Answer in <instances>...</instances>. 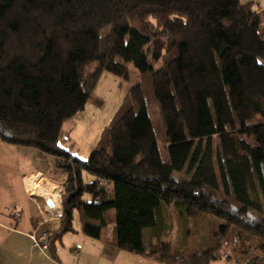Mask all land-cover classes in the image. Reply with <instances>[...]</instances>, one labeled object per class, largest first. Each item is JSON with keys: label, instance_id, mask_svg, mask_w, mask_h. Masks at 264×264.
<instances>
[{"label": "trees", "instance_id": "trees-1", "mask_svg": "<svg viewBox=\"0 0 264 264\" xmlns=\"http://www.w3.org/2000/svg\"><path fill=\"white\" fill-rule=\"evenodd\" d=\"M263 23L241 0H0V141L65 177L53 256L68 233L107 230L108 246L162 264L219 261L233 237L226 260L264 264ZM131 65L140 80L88 159L64 149L101 75L130 81ZM165 206L220 220L210 246H148Z\"/></svg>", "mask_w": 264, "mask_h": 264}, {"label": "crops", "instance_id": "crops-1", "mask_svg": "<svg viewBox=\"0 0 264 264\" xmlns=\"http://www.w3.org/2000/svg\"><path fill=\"white\" fill-rule=\"evenodd\" d=\"M70 136L67 135V142L74 140ZM79 152L78 150L73 154L79 157ZM45 156L47 155L34 148L0 141V264H82L84 253L89 251L87 246L92 245L87 238L81 236L68 238L67 235H71L68 233L59 240L61 246H56L55 256L48 249H34L31 235L47 234L49 238L54 236L60 229V218L63 214L62 199L58 191L59 205L50 197L34 192L39 185H53V189L57 190L55 186H62L65 179L56 169L55 163ZM45 182L48 184H44ZM114 222L115 220L110 227ZM105 231L99 241L107 249V230ZM80 243L82 247L77 248ZM67 246L71 248L69 252L74 251L78 257L74 254L70 256ZM108 250L116 251L110 246ZM261 259L264 263V257ZM211 264L237 263L219 260Z\"/></svg>", "mask_w": 264, "mask_h": 264}, {"label": "rangeland", "instance_id": "rangeland-1", "mask_svg": "<svg viewBox=\"0 0 264 264\" xmlns=\"http://www.w3.org/2000/svg\"><path fill=\"white\" fill-rule=\"evenodd\" d=\"M241 2L246 5H253L258 11L264 9V0H241ZM149 22L155 29L158 28V22L156 20L149 19ZM262 28L264 29V23ZM130 69L134 76H131L130 81H124L109 73H103L101 75L85 110L65 123L64 131L66 136L71 135L70 137H73L75 142L74 140L72 142H67V137H64L60 142V145L64 149L69 150L74 145L73 153L75 154L79 150V157L82 160L88 159L89 155L97 147L103 131L112 123L116 114L122 107L133 86V80H137L136 82L140 80L137 69L132 65L130 66ZM46 157L49 161L54 162V158L51 156H45V158ZM46 167H48V165H46ZM44 184L47 185L48 182H45ZM55 187H57V190L54 191H58L62 199L64 192L63 187ZM159 219L161 221L159 229L155 231L147 230L145 232V243L148 246H155L157 249L160 248L161 242L170 244L174 250V255L177 258H181L183 255L189 256L203 252L208 246H210L212 233L217 229V225L221 224L220 220L207 215L192 218L181 216L171 206H165L161 209ZM114 220L115 213L114 211H110L107 214L109 226L113 224ZM79 223V219L76 218V227L79 226ZM105 232L106 231L104 230L103 234H105ZM72 236L87 238L92 244L91 246H87L89 251L84 253L82 264H162L125 251H109L108 245V247L106 246L107 249H105L99 240L88 238L83 235V233L81 234V232H79L78 235H76V233L67 235L68 238H73ZM236 241L237 240H234L233 237L228 240V243L224 244L223 242L222 249L219 253L221 260H226L225 256L228 254L234 255L236 253V256H240V250L234 248V244L239 246V243ZM56 246L60 248L61 242L57 241ZM79 247H82V243L77 246V248ZM66 248L68 249L70 256H72L74 251L69 252L71 249L69 246ZM234 249H236V252L233 251ZM255 251L256 248L251 245L249 252L254 253ZM74 256L78 257V255L75 254Z\"/></svg>", "mask_w": 264, "mask_h": 264}, {"label": "built area", "instance_id": "built-area-1", "mask_svg": "<svg viewBox=\"0 0 264 264\" xmlns=\"http://www.w3.org/2000/svg\"><path fill=\"white\" fill-rule=\"evenodd\" d=\"M34 249H40L45 251L48 249L49 236L47 234H42L41 236L31 235Z\"/></svg>", "mask_w": 264, "mask_h": 264}, {"label": "bare ground", "instance_id": "bare-ground-1", "mask_svg": "<svg viewBox=\"0 0 264 264\" xmlns=\"http://www.w3.org/2000/svg\"><path fill=\"white\" fill-rule=\"evenodd\" d=\"M34 192L41 193L47 197H50V199H52L55 204L59 205V195L54 191L53 186L39 185Z\"/></svg>", "mask_w": 264, "mask_h": 264}]
</instances>
